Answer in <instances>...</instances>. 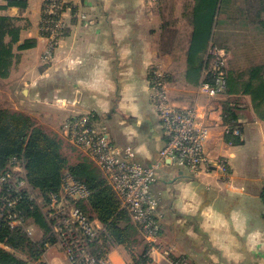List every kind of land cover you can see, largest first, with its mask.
Listing matches in <instances>:
<instances>
[{"label": "crops", "instance_id": "crops-1", "mask_svg": "<svg viewBox=\"0 0 264 264\" xmlns=\"http://www.w3.org/2000/svg\"><path fill=\"white\" fill-rule=\"evenodd\" d=\"M193 4L72 0L49 61L42 58L47 42L39 28L42 0L8 7L0 13L18 18L20 42L33 39L35 45L14 49L9 75L0 85L13 110L31 116L47 133L64 139L61 125L86 114L103 125L110 142L131 147L138 162L155 167L151 188L159 197L157 249L139 233L135 251L145 250L148 264H264V120L239 111L241 143L227 142L222 116L227 95L209 96L200 86L202 76L198 83L186 79ZM243 32L239 25L222 26L215 36L230 42ZM155 65L167 73L171 101L195 107L209 127L205 151L211 159L227 160V175L213 165L193 173L159 159L166 135L151 97ZM119 247L107 250L105 261L133 264ZM51 248L45 263L62 264Z\"/></svg>", "mask_w": 264, "mask_h": 264}, {"label": "trees", "instance_id": "trees-1", "mask_svg": "<svg viewBox=\"0 0 264 264\" xmlns=\"http://www.w3.org/2000/svg\"><path fill=\"white\" fill-rule=\"evenodd\" d=\"M192 37L188 44L185 76L198 83L208 68L210 47L225 48L229 41L216 39V30L239 25L242 30L251 27L264 35V0H192ZM26 0H5L0 12L8 7L24 8ZM18 18L0 13V79L7 78L15 58L14 49L24 50L35 45L33 39L20 42ZM212 80V74L206 76ZM226 87L223 94V121L230 130L225 140L241 143L240 134L232 133L240 128L238 105L233 96L248 95L255 115L264 120V64H251L244 69L226 68ZM231 95V96H230ZM230 96V97H229ZM63 141L37 126L28 114L9 108H0V174L10 172V161L17 159L22 175L13 173L0 187V264H45L47 249L58 244L54 223L47 217L46 201L49 193L58 192L63 175L68 172L82 182L89 195L77 205L102 225L98 237L90 242V252L99 261H105L107 250L113 245L129 252L133 264H148L143 250H132L139 231L128 213L108 185L100 170L82 157L71 163L62 153ZM23 180L24 186L18 187ZM44 198L40 201V198ZM17 198L13 207L8 200ZM17 213L23 219L20 226L10 227L9 216ZM31 230L29 233L28 230Z\"/></svg>", "mask_w": 264, "mask_h": 264}, {"label": "built area", "instance_id": "built-area-1", "mask_svg": "<svg viewBox=\"0 0 264 264\" xmlns=\"http://www.w3.org/2000/svg\"><path fill=\"white\" fill-rule=\"evenodd\" d=\"M71 3L72 0H42L39 28L47 41L42 55L44 61L51 59L63 35L64 13ZM207 54L210 62L200 86L209 96L221 95L226 87L228 52L223 48L210 47ZM209 72L212 74L211 81L206 80ZM150 90L163 133L166 135V142L159 151V159L185 167L193 173H199L213 165L223 176L227 175V160L211 159L205 151L209 127L199 120L195 107H180L171 101L167 73L160 65H155L150 70ZM60 130L63 138L88 156L101 171L117 195L120 207L126 210L149 247L157 249L155 244L159 230V197L151 188L156 175L155 167L138 162L131 147L110 142L104 127L98 126L89 115L81 114L66 120ZM228 130L229 127H226L225 131ZM232 133L239 135L241 131L235 127ZM10 170L6 174H0V187L7 180H13V173H23L20 162L15 158L10 161ZM24 185L23 180L18 181V187ZM88 195L87 187L66 172L59 191L47 195V217L54 223L58 245L69 264H110L99 261L90 252V242L99 236L103 227L97 219L88 216L77 205L78 202L86 200ZM16 200L17 198H10L8 205L13 207ZM43 200V197L40 198V201ZM261 200L264 206V183ZM8 224L10 227L20 226L23 219L13 213L9 216ZM163 254L168 255V251H163Z\"/></svg>", "mask_w": 264, "mask_h": 264}, {"label": "rangeland", "instance_id": "rangeland-1", "mask_svg": "<svg viewBox=\"0 0 264 264\" xmlns=\"http://www.w3.org/2000/svg\"><path fill=\"white\" fill-rule=\"evenodd\" d=\"M245 29L246 30H243L244 34L242 36H238L237 40L230 41L225 45V48L228 52V58L226 61L227 69L232 67L235 69H244L251 64H264V35L261 33L258 34L256 30L252 29L251 27H247ZM233 99L237 100L236 104L238 105V112L241 111L246 115H251L254 113L250 97L248 95L233 96ZM0 108L15 109L14 105L9 100L7 89L4 85H0ZM96 124L100 127H103V125L99 123ZM60 139L63 141L62 153L71 163H74L86 156L83 152L71 145L67 140L62 138ZM138 242L139 241L137 238V241L133 244V247H131L133 251H136ZM114 246L112 245L111 247ZM119 249H121L125 254L129 255V252L123 247H119ZM50 254H55L57 259H59L62 264H69L66 256L62 253L58 244L52 246L50 249ZM31 264H39V260L35 262L33 261Z\"/></svg>", "mask_w": 264, "mask_h": 264}]
</instances>
